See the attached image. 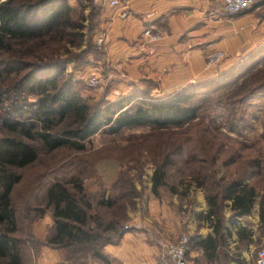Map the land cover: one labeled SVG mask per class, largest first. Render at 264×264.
Segmentation results:
<instances>
[{
	"label": "trees",
	"instance_id": "trees-1",
	"mask_svg": "<svg viewBox=\"0 0 264 264\" xmlns=\"http://www.w3.org/2000/svg\"><path fill=\"white\" fill-rule=\"evenodd\" d=\"M81 29L82 24L71 20L67 0H0V100H9L0 113V264L25 263L24 249L40 242L31 233L32 223L45 211L52 223L41 242L60 252L59 264H111L103 248L117 243L128 230L124 204L133 190L129 191L121 175L110 185L99 178L95 201L83 186L82 169L53 177L44 187L37 173L35 180L24 185L22 169L38 160L37 144L47 152L62 147L81 150L97 132L115 135L131 126H181L198 116L195 92L202 87L197 84L159 97L134 88L112 103L91 104L74 90L69 77L58 82L64 73L61 49L70 54L66 45L83 36ZM24 69L29 71L19 74ZM26 89L36 97L32 104L26 103L22 93ZM23 106L30 108L27 115ZM165 164L153 170V193L164 182ZM256 171L264 173L263 157L248 160L235 176L216 178L212 172L198 178L200 184L210 178L205 185L208 210L201 217L212 233L205 238L192 235L190 250L201 249L204 258L212 261L233 233L239 243L253 241L252 229L236 224L257 203L264 227V188L260 191L248 177ZM113 189L119 195L113 196ZM225 201L230 202L231 211L227 224L222 215ZM21 221L25 222L22 230Z\"/></svg>",
	"mask_w": 264,
	"mask_h": 264
},
{
	"label": "rangeland",
	"instance_id": "rangeland-1",
	"mask_svg": "<svg viewBox=\"0 0 264 264\" xmlns=\"http://www.w3.org/2000/svg\"><path fill=\"white\" fill-rule=\"evenodd\" d=\"M107 1L109 0H67L71 6V20L76 24H82L83 29L78 32H82L83 36L75 37L74 43H66L70 54L61 49V53L63 50L61 58L65 62L64 73L58 82L69 77L74 84V90L89 98L91 104L97 101L102 104L112 103L129 94L134 88H139L147 96L159 97L154 93L156 86L152 81L145 80L139 87L128 89L120 87L116 81L108 77L110 73L112 74L111 68L106 65L105 54L100 55L97 49L104 52L105 43L98 45L95 41V35L104 29L101 26V16L106 10ZM223 60L211 69L212 76L203 81L187 84L202 87L195 92L200 108L195 120L181 126L163 128L156 125L131 126L115 135L97 132L85 141V147L81 150L62 147L47 152L41 144H37L38 160L22 169L24 185L35 180L37 173H40L39 182L41 187H44L53 177H67L82 169L83 186L91 192L90 195H93L95 201L99 181L102 179L105 184L110 185L121 175L129 191L133 190L124 204L126 213L124 224L128 227L126 229H132L134 218L130 214L137 211L140 203L150 194L164 197L175 193L182 218L185 219L187 213L194 217L196 215L197 226L205 230L208 222L202 219L201 215L208 210L205 185L210 178H206L204 184L198 183V178L212 172L216 178L222 175L235 176L248 160L264 158V40L254 50L238 54L229 61ZM27 71L29 69H24L19 74ZM14 75L12 73L10 77ZM91 75L99 78V83L95 86H90L87 82ZM26 91L27 89L22 91L26 96V103L32 104L36 97ZM8 103V99L1 97L0 113H3ZM24 109L27 115L30 108ZM163 162L166 163L164 182L157 187V193H153L152 173L155 167ZM114 168L117 172L115 178L111 181L103 179L101 173H109ZM261 173L256 171L248 174V177L257 183L260 191L264 188V173ZM119 192L111 190L113 196L119 195ZM120 197L121 194L119 199ZM202 198L204 205L201 203ZM229 204V201H225L222 207L226 224L231 220ZM257 208L256 203L253 209ZM194 209L196 211L193 215ZM254 211L252 210L250 214L251 218L242 217L245 226H253ZM46 212L49 213L45 211L43 215ZM38 219L31 226L33 235ZM20 225L21 230L24 229L25 222L21 221ZM49 226L46 227L45 233ZM199 228L193 232L184 228L175 240L158 242L154 256L157 263L151 264H174L166 255L164 245L167 242H176L182 235H186L189 240L192 235L198 234ZM252 231L251 243L232 242V239H229L230 241L227 240V243L220 247L217 258L212 261L204 258L201 249L190 250L188 242L186 258L191 264H234L233 258H238L236 254L242 255L245 252L247 258L242 256L238 264H255L257 251L264 247V227L258 222ZM35 238L40 242L43 239L36 236ZM40 242L24 249V264L46 263L44 247L49 248L53 257L55 256L56 264H59L60 252ZM110 263L120 264L111 259Z\"/></svg>",
	"mask_w": 264,
	"mask_h": 264
},
{
	"label": "crops",
	"instance_id": "crops-1",
	"mask_svg": "<svg viewBox=\"0 0 264 264\" xmlns=\"http://www.w3.org/2000/svg\"><path fill=\"white\" fill-rule=\"evenodd\" d=\"M109 1L101 16V26L108 31L104 58L112 71L108 77L120 87H139L149 80L155 83L157 96L172 93L212 76V70L204 69L208 51L221 50L224 60L229 61L254 50L264 40V0H256L252 9L235 15L223 12L222 0H118L117 6H109ZM148 26L165 30L163 40L148 42L142 36ZM116 173L114 168L101 176L111 181ZM201 203L204 205V198ZM138 208L130 214L134 218L132 229L117 243L104 246L103 252L111 261L157 263L154 256L158 242L175 240L184 228L190 232L199 228L196 215L187 213L182 218L175 193L164 197L150 194ZM253 210L250 229H255L259 222L258 208ZM248 217L251 218L250 215L243 218ZM51 219L46 212L36 221V237H44ZM236 225L245 226V222L241 218ZM197 233L205 238L212 233V227L207 223L205 230L199 228ZM231 239L237 242L235 233ZM43 254L46 259L43 264L55 262L49 248L44 247ZM242 256L247 258L245 252L237 254L233 263L238 264Z\"/></svg>",
	"mask_w": 264,
	"mask_h": 264
},
{
	"label": "built area",
	"instance_id": "built-area-1",
	"mask_svg": "<svg viewBox=\"0 0 264 264\" xmlns=\"http://www.w3.org/2000/svg\"><path fill=\"white\" fill-rule=\"evenodd\" d=\"M255 3L256 0H222V9L227 14L235 15L250 9ZM109 4L111 6H116L118 5V0H110ZM142 36L146 38L148 42L161 41L165 36V30H154L152 27L148 26L142 31ZM107 38L108 33L105 29L99 31L95 35V41L98 45L106 43ZM223 58L224 52L221 50L208 51L205 54L204 69H213L223 60ZM87 82L90 86H95L99 83V78L95 75H91L87 78ZM187 243V236L182 235L176 242H167L164 245L166 255L174 264H191L186 258ZM255 264H264V247L257 251Z\"/></svg>",
	"mask_w": 264,
	"mask_h": 264
}]
</instances>
